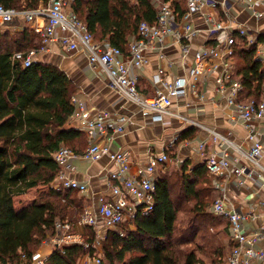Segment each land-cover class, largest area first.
Listing matches in <instances>:
<instances>
[{
  "label": "trees",
  "instance_id": "obj_1",
  "mask_svg": "<svg viewBox=\"0 0 264 264\" xmlns=\"http://www.w3.org/2000/svg\"><path fill=\"white\" fill-rule=\"evenodd\" d=\"M49 1L0 0V5L34 10ZM177 10L183 12V5H177ZM74 11L96 41L106 39L125 54L140 23H154L157 16L153 0H75ZM1 28L0 264H33L41 246L56 235L57 220L76 224L87 201L71 189L51 190L21 208L16 207V198L40 186L50 187L61 170L56 152L61 146L76 152L74 142L81 141L83 134L70 124L76 86L67 73L41 60L25 67L23 60L15 58L18 52L40 49L42 37L29 26L19 32ZM237 41L235 57L244 64L236 73L244 85L241 99H258L264 91V64L256 54L264 35L253 46L239 37ZM187 168L184 165L183 170L157 178L151 214H139L120 224L119 230L106 231L99 243L97 232L86 227L89 246L78 243L54 249L45 264H78L84 256L100 252L101 264H223L228 245L225 237L231 240L229 221L209 211L216 198L211 181L204 180L206 165L200 175L199 171L187 175ZM181 210L188 217L178 227ZM221 223V230L209 232Z\"/></svg>",
  "mask_w": 264,
  "mask_h": 264
},
{
  "label": "built area",
  "instance_id": "obj_2",
  "mask_svg": "<svg viewBox=\"0 0 264 264\" xmlns=\"http://www.w3.org/2000/svg\"><path fill=\"white\" fill-rule=\"evenodd\" d=\"M74 2L75 0H50L47 6L34 10H17L0 5V27L23 22L42 37L40 49L28 53L18 52L15 58L23 60V65L28 67L37 60L39 54L48 50L50 43H59L68 52L84 51L90 67L105 75L112 89L139 105L143 114L150 115L156 122L163 121L164 115L169 114L174 97L186 94L187 89L196 93L202 79L213 75L217 94L233 109L235 118L243 125L246 131L245 142L249 146L248 151L243 153L231 137L218 131H209L214 148L207 150L208 141L199 146L201 154L206 156L208 173L216 177L214 187L220 191V196L213 202L210 212L215 217L229 221L232 247L223 264H253L255 261H264V249L258 248L264 236L245 229L246 222L256 220V213H238L226 202V181L239 177L238 187H245L250 180L264 183V91L258 99L242 100V77L236 75L232 65L238 37L245 39L249 46L258 42L260 34L249 25V21L263 18L264 13L258 9V5L264 0H153L157 9L156 21L140 23L137 33L128 42L127 54L118 47H106L95 42L87 25L75 13ZM179 4L183 5L181 13L177 10ZM206 7L208 11L204 10ZM243 15L247 18L244 19ZM201 35H205V43L194 53L189 79L176 78L165 82L164 69L160 68L155 80L157 84L164 85L165 89L158 88L149 98L140 95L138 80L131 76V67H145L151 51H158L160 59H163L168 39L180 46L183 65L187 66L190 44ZM256 59L264 64V44L258 47ZM71 103L74 107L71 119L83 123L81 130L88 139V147L81 157L93 162L108 157L118 167L114 176L118 185L111 187L114 198L100 199L97 210L86 207L76 224L57 220L56 235L49 243L53 249L59 250L70 244H91L88 236L79 232L78 227H92L97 232L99 243L104 239L106 231L117 230L120 224L133 221L139 214H151L156 205L157 167L170 161V151L179 140V137H174L167 144L165 153L152 156L147 165L138 167L137 175L132 176L130 171L133 164L129 153L113 151L102 140L107 137L110 141V131L122 133L133 121L125 116L113 115L109 111H101L90 118L86 102L76 94ZM232 150L242 153L245 161L243 165L238 167L234 164ZM78 157V154L66 146L59 148L55 160L61 170L50 186L52 190L71 189L81 194L88 191L86 185L66 177V171L72 169L71 160ZM261 205L264 206V203ZM87 257L91 260L90 256ZM45 260L35 262L45 264ZM92 264H101V259L92 261Z\"/></svg>",
  "mask_w": 264,
  "mask_h": 264
},
{
  "label": "crops",
  "instance_id": "obj_3",
  "mask_svg": "<svg viewBox=\"0 0 264 264\" xmlns=\"http://www.w3.org/2000/svg\"><path fill=\"white\" fill-rule=\"evenodd\" d=\"M258 9L264 13V2L259 3ZM242 17L247 18L246 15ZM249 25L260 35H264V16L258 21L251 19ZM20 26L21 28L18 27L15 31L19 32L26 26L28 27L24 23H21ZM134 35L129 38V42ZM94 41L106 47L110 45L106 39L100 42L95 39ZM167 42L163 59H160L158 51H151L148 54L149 62L145 67L130 68L131 76L138 80V90L144 98L152 97L158 88L165 89L164 85L157 84L155 80L160 68L164 69L163 79L165 82H171L176 78L189 79V68L193 63L194 53L201 44L205 43V35H201L194 43L190 44V53L186 59L187 66L183 65L180 46L174 44L171 39H168ZM37 60L55 64L67 73L75 83V94L86 102L90 118L101 111H109L113 115L125 116L133 121L126 126L122 133L110 131L108 135L111 138L110 141L107 137L102 140L108 143L113 151H127L129 153L133 164L130 171L132 176L137 175L138 167L147 165L152 156L165 153L167 144L174 137L181 136L182 139L178 140L170 151V161L166 165L157 167L156 178L171 174L175 170H183L184 165L188 166L185 169L187 175L191 176L197 171L200 175L206 159V156H203L199 150L200 144L208 141V151L215 147L209 131H218L231 137L243 153L248 151L249 146L245 142L246 131L240 121L235 118L233 109L227 106L217 94L213 75H208L202 79V82L198 84L196 93L187 89L186 94L174 97L172 106L169 108V114L164 115L163 121L156 122L150 115L145 116L139 105L126 99L117 90L112 89L108 85L105 75L90 67L84 51L68 52L61 44L50 43L48 50L39 54ZM232 65L237 73L244 64L241 59L234 56ZM70 124L83 135L81 141L74 142V150L79 157L71 160L72 169L66 171V177L87 186L88 191L79 195L87 201L86 207L97 210L100 199L114 198L111 187L114 184L118 185L114 178L118 167L108 157L97 162L82 158L81 152H84L88 147V139L81 130L83 123L70 118ZM231 158L238 167L245 162L242 153L235 150H232ZM205 179L211 181V187L215 188L216 177L207 173L204 175ZM239 180L238 177L226 181L228 192V201L226 202L238 213H256V220L246 222L245 229L248 232H259L264 236V206L261 205L262 202L264 203V183L250 180L245 187H238ZM214 193L215 198L220 196V191L214 189ZM209 209L211 211V207ZM78 228L79 232H85L84 229ZM216 229L218 231L222 228H212V231ZM225 242L228 244L226 246L228 253L232 247V242L230 238L228 241L227 237H225ZM258 248L264 249V238ZM53 250L52 244L45 242L36 255V261L47 259ZM33 264L37 263L34 261ZM78 264H92V261L85 256ZM253 264H264V261H255Z\"/></svg>",
  "mask_w": 264,
  "mask_h": 264
},
{
  "label": "rangeland",
  "instance_id": "obj_4",
  "mask_svg": "<svg viewBox=\"0 0 264 264\" xmlns=\"http://www.w3.org/2000/svg\"><path fill=\"white\" fill-rule=\"evenodd\" d=\"M160 1H162V0H160ZM204 10H205V11H208L207 7H206ZM20 24H21V23H19V24H15V25L1 26V27H2L1 29H2V30H6V31L12 30V31L14 32L18 27L21 28ZM66 147H67V146H66ZM51 190H52V189H51L50 187H43V186H40V187H38V188H35V189L29 191L27 194L22 195V196H20V197H17V198H16V206H17L18 208H21L22 206H26V205L32 203L33 201H35L36 199H41V197H42L45 193H49ZM202 196L204 197V199H206V197H207V193H204ZM209 200H210V202H211L212 197L209 198L208 201H209ZM186 204L190 207V206H192L193 201L190 200V201L187 202ZM210 207H211V206H210ZM187 217H188V216L184 214L183 210H181V212H179V222H178V223H179V226H178V227L181 226V223H182V222H184V221L187 220ZM219 227H224V225H222V223H221V225L218 224L217 226H215V228H219ZM119 229H120V228H119ZM119 229H118V230H119ZM209 232L212 233V232H213L212 229H211V231H209ZM87 236H88V238L90 239V236H89V235H87ZM90 241H91V239H90ZM100 248H101V247H100ZM84 257H85V256H84ZM84 257H83V258H84ZM99 257H100V258L102 257V253H101V252H100V253H97V255H96V253H95L93 256H91V260H92L93 262H95V260L98 259ZM81 260H82V258H81Z\"/></svg>",
  "mask_w": 264,
  "mask_h": 264
}]
</instances>
